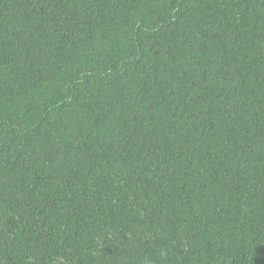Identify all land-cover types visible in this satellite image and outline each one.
<instances>
[{
  "label": "trees",
  "instance_id": "16d2710c",
  "mask_svg": "<svg viewBox=\"0 0 264 264\" xmlns=\"http://www.w3.org/2000/svg\"><path fill=\"white\" fill-rule=\"evenodd\" d=\"M0 264H264V0H0Z\"/></svg>",
  "mask_w": 264,
  "mask_h": 264
}]
</instances>
